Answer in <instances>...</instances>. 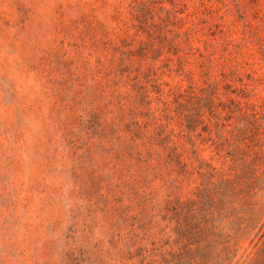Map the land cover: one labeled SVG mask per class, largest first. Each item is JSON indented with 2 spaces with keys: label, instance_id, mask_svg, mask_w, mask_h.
<instances>
[{
  "label": "rangeland",
  "instance_id": "374dc122",
  "mask_svg": "<svg viewBox=\"0 0 264 264\" xmlns=\"http://www.w3.org/2000/svg\"><path fill=\"white\" fill-rule=\"evenodd\" d=\"M0 264H264V0H0Z\"/></svg>",
  "mask_w": 264,
  "mask_h": 264
},
{
  "label": "trees",
  "instance_id": "16d2710c",
  "mask_svg": "<svg viewBox=\"0 0 264 264\" xmlns=\"http://www.w3.org/2000/svg\"><path fill=\"white\" fill-rule=\"evenodd\" d=\"M216 177H220L219 172H209V178L205 181L198 199L192 202L194 206H197V210L195 208H190L193 213H196L192 214L193 219L191 220L193 222L198 219L196 221L197 227L201 225H211V227H213L212 230L216 229L219 221L216 222L215 215L217 217L224 215L228 216L227 209L230 205H237L241 202H245L248 198V203L246 204H254L251 202L250 191H244L235 180L231 178H221L217 182L215 180ZM258 221L256 224L259 223ZM201 230L203 229L200 228L199 231Z\"/></svg>",
  "mask_w": 264,
  "mask_h": 264
}]
</instances>
